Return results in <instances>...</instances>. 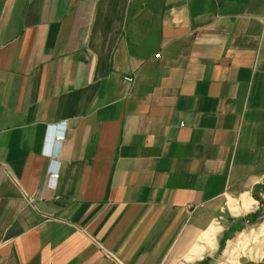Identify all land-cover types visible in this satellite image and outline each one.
<instances>
[{
	"label": "crops",
	"instance_id": "0c3cea01",
	"mask_svg": "<svg viewBox=\"0 0 264 264\" xmlns=\"http://www.w3.org/2000/svg\"><path fill=\"white\" fill-rule=\"evenodd\" d=\"M201 263L264 264V0H0V264Z\"/></svg>",
	"mask_w": 264,
	"mask_h": 264
},
{
	"label": "built area",
	"instance_id": "2783aa9c",
	"mask_svg": "<svg viewBox=\"0 0 264 264\" xmlns=\"http://www.w3.org/2000/svg\"><path fill=\"white\" fill-rule=\"evenodd\" d=\"M158 56V54H156V57ZM125 80H127V81H131L132 79L131 78H129V77H126L125 78ZM53 130H54V134H55V136H56V140L58 141V142H62L63 141V134L61 133V131L60 130H57V128H53ZM50 154V153H49ZM57 178H58V171H57V169H55V168H50L49 170H48V176H47V183L48 184H51L52 182H54L55 180H57Z\"/></svg>",
	"mask_w": 264,
	"mask_h": 264
},
{
	"label": "trees",
	"instance_id": "16d2710c",
	"mask_svg": "<svg viewBox=\"0 0 264 264\" xmlns=\"http://www.w3.org/2000/svg\"><path fill=\"white\" fill-rule=\"evenodd\" d=\"M201 264H204V263H201ZM206 264V263H205Z\"/></svg>",
	"mask_w": 264,
	"mask_h": 264
},
{
	"label": "rangeland",
	"instance_id": "374dc122",
	"mask_svg": "<svg viewBox=\"0 0 264 264\" xmlns=\"http://www.w3.org/2000/svg\"><path fill=\"white\" fill-rule=\"evenodd\" d=\"M224 259H226V258L224 257Z\"/></svg>",
	"mask_w": 264,
	"mask_h": 264
}]
</instances>
